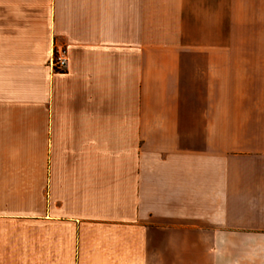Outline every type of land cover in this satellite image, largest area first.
I'll use <instances>...</instances> for the list:
<instances>
[{
	"label": "crops",
	"instance_id": "crops-1",
	"mask_svg": "<svg viewBox=\"0 0 264 264\" xmlns=\"http://www.w3.org/2000/svg\"><path fill=\"white\" fill-rule=\"evenodd\" d=\"M0 264H264V0H0Z\"/></svg>",
	"mask_w": 264,
	"mask_h": 264
},
{
	"label": "built area",
	"instance_id": "built-area-1",
	"mask_svg": "<svg viewBox=\"0 0 264 264\" xmlns=\"http://www.w3.org/2000/svg\"><path fill=\"white\" fill-rule=\"evenodd\" d=\"M67 50L64 46H52V53L49 60V67L54 73H62L67 66Z\"/></svg>",
	"mask_w": 264,
	"mask_h": 264
},
{
	"label": "rangeland",
	"instance_id": "rangeland-1",
	"mask_svg": "<svg viewBox=\"0 0 264 264\" xmlns=\"http://www.w3.org/2000/svg\"><path fill=\"white\" fill-rule=\"evenodd\" d=\"M161 48V50L159 51H172L173 46H159ZM187 47V46H184Z\"/></svg>",
	"mask_w": 264,
	"mask_h": 264
}]
</instances>
